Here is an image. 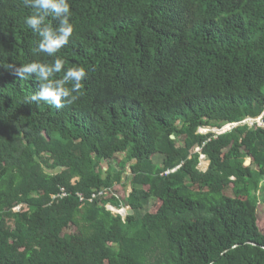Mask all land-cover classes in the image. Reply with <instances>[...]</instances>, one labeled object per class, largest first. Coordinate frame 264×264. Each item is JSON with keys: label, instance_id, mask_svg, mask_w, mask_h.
Wrapping results in <instances>:
<instances>
[{"label": "trees", "instance_id": "1", "mask_svg": "<svg viewBox=\"0 0 264 264\" xmlns=\"http://www.w3.org/2000/svg\"><path fill=\"white\" fill-rule=\"evenodd\" d=\"M69 2L48 56L35 9L0 0V264H264V128L245 122L264 114V0ZM57 57L53 80L86 70L78 99L30 102L15 67Z\"/></svg>", "mask_w": 264, "mask_h": 264}, {"label": "clouds", "instance_id": "2", "mask_svg": "<svg viewBox=\"0 0 264 264\" xmlns=\"http://www.w3.org/2000/svg\"><path fill=\"white\" fill-rule=\"evenodd\" d=\"M23 3L26 7L35 9L32 15L25 17L27 27L40 37L35 52L55 56L68 43L74 32L69 0H23ZM49 16L59 21L57 27L53 28L51 23H45L46 17ZM64 63L63 59L57 57L50 64L31 62L15 67L14 74L21 80L31 77L32 73L36 74L35 81L38 82L39 90L27 98L30 102H45L61 109L78 99L82 81L86 78V70L82 66L69 68L62 79L53 80V75L61 72ZM69 82L71 88L65 87ZM70 96V100L62 103V98Z\"/></svg>", "mask_w": 264, "mask_h": 264}, {"label": "rangeland", "instance_id": "3", "mask_svg": "<svg viewBox=\"0 0 264 264\" xmlns=\"http://www.w3.org/2000/svg\"><path fill=\"white\" fill-rule=\"evenodd\" d=\"M219 130H221V129H213V128H208V127H202V128H200L199 132H201L203 134H206L208 132H213V133H217L218 134ZM117 158L118 159L112 160L110 162V165L115 167L116 169L118 168V162L120 160V157H117ZM161 158L162 157H156L155 158L156 162H161ZM206 166H207V162H203L200 165V169L203 170V169L206 168ZM104 168L105 169L107 168L105 164H104ZM263 188H264V183H262V189L258 192L259 196L261 198L260 207H259V210H258V216H259L258 218H259V225H260L261 229L264 231V194H263L264 192H263ZM124 190H126V188H124ZM158 206H159V203L157 201H146L145 202V208H144V210L141 211V214H144L145 212H156V210L158 209ZM107 207L109 209L110 208L113 209L114 213L116 214V209H114L113 206L108 205Z\"/></svg>", "mask_w": 264, "mask_h": 264}, {"label": "built area", "instance_id": "4", "mask_svg": "<svg viewBox=\"0 0 264 264\" xmlns=\"http://www.w3.org/2000/svg\"><path fill=\"white\" fill-rule=\"evenodd\" d=\"M263 116H264V114L262 116L258 117V118L247 119L245 122H248L251 127L257 126V127H260V128H264ZM235 125H237V124L226 125L223 129L219 130L218 133L219 134L225 133L226 131L232 129ZM204 158L205 157H202V159H204ZM103 191H101L99 193V195H103V193L105 192V191L104 192ZM66 196H68V193L64 189H62L61 193H59L57 196H54V199H56V198L62 199V198H65ZM95 196L96 195L94 194L93 197H95ZM113 208L116 209V213L117 214L122 215L124 218L127 216V210H129V208H125V207H121L120 209H117L115 207H113ZM20 209H21V206H18L16 208H14L15 211H19ZM110 210H113V209L110 208ZM113 212H114V210H113Z\"/></svg>", "mask_w": 264, "mask_h": 264}, {"label": "water", "instance_id": "5", "mask_svg": "<svg viewBox=\"0 0 264 264\" xmlns=\"http://www.w3.org/2000/svg\"><path fill=\"white\" fill-rule=\"evenodd\" d=\"M251 164V159H247L246 162H245V165L248 166ZM132 213V210H127V214H131Z\"/></svg>", "mask_w": 264, "mask_h": 264}, {"label": "crops", "instance_id": "6", "mask_svg": "<svg viewBox=\"0 0 264 264\" xmlns=\"http://www.w3.org/2000/svg\"><path fill=\"white\" fill-rule=\"evenodd\" d=\"M125 208H128V207L125 206ZM129 210H130V209H129ZM127 215H129V214H127Z\"/></svg>", "mask_w": 264, "mask_h": 264}, {"label": "bare ground", "instance_id": "7", "mask_svg": "<svg viewBox=\"0 0 264 264\" xmlns=\"http://www.w3.org/2000/svg\"><path fill=\"white\" fill-rule=\"evenodd\" d=\"M206 161V160H205Z\"/></svg>", "mask_w": 264, "mask_h": 264}]
</instances>
